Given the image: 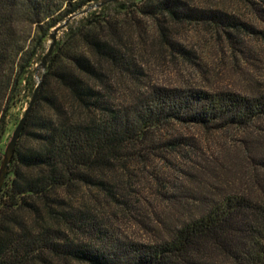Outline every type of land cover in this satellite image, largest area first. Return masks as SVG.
Segmentation results:
<instances>
[{"label":"trees","instance_id":"obj_1","mask_svg":"<svg viewBox=\"0 0 264 264\" xmlns=\"http://www.w3.org/2000/svg\"><path fill=\"white\" fill-rule=\"evenodd\" d=\"M100 1L0 0V161L14 100L36 86L28 68L39 47ZM241 1L264 22V0ZM183 24L207 27L239 56L253 51L247 37L264 45V28L191 0L108 2L63 29L0 192V264H264V90L149 79L146 63L165 50L198 64L177 32ZM177 124L246 132L255 185H204L191 172L193 189L173 182L161 191L175 203L160 218L161 235L130 237L107 211H135L149 226L130 168L192 146ZM153 176L159 190L165 178Z\"/></svg>","mask_w":264,"mask_h":264},{"label":"rangeland","instance_id":"obj_2","mask_svg":"<svg viewBox=\"0 0 264 264\" xmlns=\"http://www.w3.org/2000/svg\"><path fill=\"white\" fill-rule=\"evenodd\" d=\"M126 2L127 0H122ZM196 4L212 5L228 12L238 14L244 20L264 28V22L258 19L252 8L241 0H191ZM116 6L109 8L114 13ZM87 13V12H86ZM85 14V13H84ZM84 14L77 15L73 21L79 20ZM71 21V20H70ZM76 24V23H75ZM61 29L58 38L63 36ZM180 37L194 49L195 61L184 60L178 55H171L166 50L150 56L146 63L148 77L161 83L196 84L209 89L233 88L243 92H257L264 90V45L260 38L247 37L251 42L253 51L246 56L234 54L222 36L212 33L203 25H178ZM51 40L47 39L39 47L38 53L28 68L34 74L33 83L36 85L42 76L43 68L40 66ZM31 87H23L15 98L9 115L7 116L8 132L3 141V147L8 142L12 131L17 125L31 98ZM178 131L187 136L192 146L183 145L177 150L165 151L163 158L155 159L149 163L134 164L130 169L137 174L141 189L139 207L148 217L149 226L134 218V212L121 207L109 208V217L116 220L121 231L130 237L152 241L156 240L165 229L160 223L162 214L172 208L175 203L168 201L161 194L168 193L172 183L178 188L193 189L196 181H192L190 173L195 172L202 178L204 185L217 183L229 190L245 191L255 185L256 171L251 167L242 148V138L245 133L241 129H228L224 131H210L200 126L175 125ZM4 150V148H3ZM2 150V152H3ZM2 156V155H1ZM1 162V161H0ZM259 172V171H258ZM160 175L159 190L153 184V175ZM258 175V174H257ZM169 181V182H167ZM232 188V189H231ZM88 192V191H87ZM87 195V193H85ZM172 199V198H171ZM170 206V207H169ZM220 260L223 262V258ZM227 264V263H226Z\"/></svg>","mask_w":264,"mask_h":264},{"label":"water","instance_id":"obj_3","mask_svg":"<svg viewBox=\"0 0 264 264\" xmlns=\"http://www.w3.org/2000/svg\"><path fill=\"white\" fill-rule=\"evenodd\" d=\"M120 0H101L100 2L97 3H92L89 6H87L85 9H82L81 11H78L75 14L70 15L66 20H64L61 24L55 26L52 30V32L49 34V39L51 40L50 45L45 53V55L42 57V61L40 63V66L43 68V71L46 67L47 63V58L50 56L53 47L55 46L57 42V34L61 29H65L70 22L71 19L76 17L77 15L84 14L92 9L98 8L102 6L103 4H106L108 2H117ZM42 82V76L38 79V82L34 88V91L32 93V96L29 100L28 106L25 108L23 115L20 117L17 125L15 126L14 130L12 131V134L6 143L4 150L2 152L1 156V162H0V192L3 188L5 179L8 174V169H9V164L13 158L14 151L17 145V142L19 140L20 134L26 124V121L28 119V116L36 102L37 96H38V91L40 88Z\"/></svg>","mask_w":264,"mask_h":264}]
</instances>
